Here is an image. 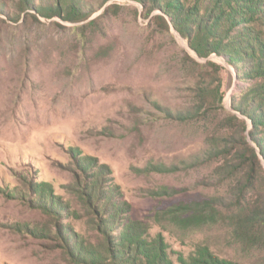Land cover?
<instances>
[{"label":"rangeland","instance_id":"obj_1","mask_svg":"<svg viewBox=\"0 0 264 264\" xmlns=\"http://www.w3.org/2000/svg\"><path fill=\"white\" fill-rule=\"evenodd\" d=\"M157 1L0 0V264H264V77Z\"/></svg>","mask_w":264,"mask_h":264},{"label":"trees","instance_id":"obj_2","mask_svg":"<svg viewBox=\"0 0 264 264\" xmlns=\"http://www.w3.org/2000/svg\"><path fill=\"white\" fill-rule=\"evenodd\" d=\"M157 7L170 19L175 29L190 39L192 49L201 57L211 53L226 55L232 65L241 71L242 77H264V7L252 0H159ZM200 2L201 5H200ZM243 25L242 30L236 29ZM235 34L230 43L226 39ZM264 104V93H258ZM254 101V100H253ZM256 106V107H255ZM264 105L254 102L250 108L239 109L255 124L264 122ZM235 118L237 116L234 115ZM259 144L260 141H257ZM264 155V143H263ZM242 227L249 232L264 222V207L254 205L247 215L241 217ZM157 262V260H156ZM193 264H237L222 259L208 248L197 252Z\"/></svg>","mask_w":264,"mask_h":264}]
</instances>
